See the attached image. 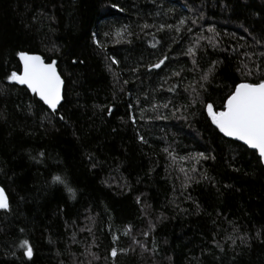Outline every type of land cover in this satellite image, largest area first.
<instances>
[{
    "label": "trees",
    "instance_id": "trees-1",
    "mask_svg": "<svg viewBox=\"0 0 264 264\" xmlns=\"http://www.w3.org/2000/svg\"><path fill=\"white\" fill-rule=\"evenodd\" d=\"M262 79L264 0H0V264H264V166L206 108Z\"/></svg>",
    "mask_w": 264,
    "mask_h": 264
},
{
    "label": "snow or ice",
    "instance_id": "snow-or-ice-1",
    "mask_svg": "<svg viewBox=\"0 0 264 264\" xmlns=\"http://www.w3.org/2000/svg\"><path fill=\"white\" fill-rule=\"evenodd\" d=\"M189 53H192L191 49H189ZM18 55L23 62V72L18 75L14 71L8 76V79L20 85H26L33 94L37 95L55 112L62 100L64 85V81L57 71L56 61L46 63L41 56L29 55L23 51ZM163 63L164 61L161 60L154 66L159 68ZM203 79L206 80L207 75ZM206 108L212 123L224 136L242 141L245 145L256 150L260 158L264 159V79L259 82H242L235 85L234 90L226 98L223 110H214L212 104H207ZM60 119L63 117L61 116ZM197 156L206 158L203 153H198ZM54 181L64 184L60 176H55ZM65 187L67 186L65 185ZM68 191L73 196L75 195L71 188H68ZM8 207L7 196L4 189L0 188V209ZM21 247L26 248L25 254L31 258L32 248L28 241H23ZM116 254L113 249L112 255Z\"/></svg>",
    "mask_w": 264,
    "mask_h": 264
},
{
    "label": "water",
    "instance_id": "water-1",
    "mask_svg": "<svg viewBox=\"0 0 264 264\" xmlns=\"http://www.w3.org/2000/svg\"><path fill=\"white\" fill-rule=\"evenodd\" d=\"M29 55H37V54H29ZM39 56H41V55H39ZM42 57V56H41ZM43 58V57H42ZM44 59V58H43ZM20 60V59H19ZM44 61H45V59H44ZM46 62V61H45ZM20 63H21V67H22V69H21V73L20 74H22V72H23V62L20 60ZM47 63V62H46ZM56 66H57V63H56ZM57 71L59 72V69H58V66H57ZM19 74V75H20ZM59 74H60V72H59ZM61 75V74H60ZM61 78H62V76H61ZM63 79V78H62ZM64 81V80H63ZM15 82V81H14ZM16 83V82H15ZM17 85H19L20 87H23V88H26L32 95H35V94H33L32 93V91L30 90V89H28L27 88V86L26 85H20V84H18V83H16ZM64 86H65V82H64V85H63V89H62V100H61V102H60V104L57 106V109H56V111L58 110V108L60 107V105L62 104V102H63V98H64ZM35 96H37V95H35ZM37 98L39 99V97L37 96ZM40 100V99H39ZM41 101V100H40ZM41 102H43V101H41ZM44 103V102H43ZM45 104V103H44ZM46 105V104H45ZM47 106V105H46ZM48 107V106H47ZM49 108V107H48ZM50 109V108H49ZM50 110H52V109H50ZM223 136H224V134L223 133H221ZM225 138H227V139H229V140H232V141H235V142H238V143H240V144H242V145H244L246 148H248L249 150H251V151H254V152H256L257 154H258V156H259V153L256 151V150H254V149H252V148H250L249 146H247V145H245L242 141H238V140H236V139H234V138H231V137H226V136H224ZM260 157V156H259ZM261 159V161H262V164H263V166H264V159H262V158H260ZM0 188H2L1 186H0ZM4 192H5V190H4ZM5 195L7 196V194H6V192H5Z\"/></svg>",
    "mask_w": 264,
    "mask_h": 264
}]
</instances>
